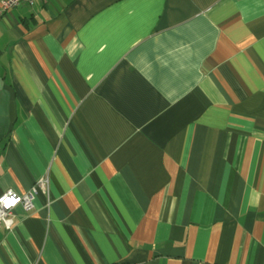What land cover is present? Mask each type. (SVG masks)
<instances>
[{
	"label": "crops",
	"instance_id": "0c3cea01",
	"mask_svg": "<svg viewBox=\"0 0 264 264\" xmlns=\"http://www.w3.org/2000/svg\"><path fill=\"white\" fill-rule=\"evenodd\" d=\"M0 264H264V0H34L0 19Z\"/></svg>",
	"mask_w": 264,
	"mask_h": 264
},
{
	"label": "built area",
	"instance_id": "2783aa9c",
	"mask_svg": "<svg viewBox=\"0 0 264 264\" xmlns=\"http://www.w3.org/2000/svg\"><path fill=\"white\" fill-rule=\"evenodd\" d=\"M21 4L33 6L34 0H0V19ZM45 188L46 180H39L23 195L12 191L0 195V227L7 231L13 227L14 213L17 207H21L26 212L32 211L38 192L44 191Z\"/></svg>",
	"mask_w": 264,
	"mask_h": 264
}]
</instances>
